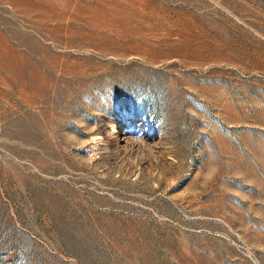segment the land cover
Instances as JSON below:
<instances>
[{"label":"rangeland","instance_id":"374dc122","mask_svg":"<svg viewBox=\"0 0 264 264\" xmlns=\"http://www.w3.org/2000/svg\"><path fill=\"white\" fill-rule=\"evenodd\" d=\"M0 264H264V0H0Z\"/></svg>","mask_w":264,"mask_h":264}]
</instances>
